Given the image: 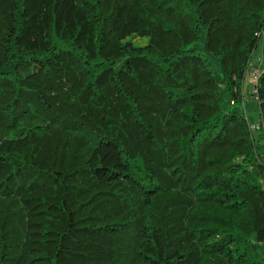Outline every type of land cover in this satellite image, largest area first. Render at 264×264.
<instances>
[{
  "label": "trees",
  "instance_id": "16d2710c",
  "mask_svg": "<svg viewBox=\"0 0 264 264\" xmlns=\"http://www.w3.org/2000/svg\"><path fill=\"white\" fill-rule=\"evenodd\" d=\"M249 68L264 0H0V264H264Z\"/></svg>",
  "mask_w": 264,
  "mask_h": 264
},
{
  "label": "rangeland",
  "instance_id": "374dc122",
  "mask_svg": "<svg viewBox=\"0 0 264 264\" xmlns=\"http://www.w3.org/2000/svg\"><path fill=\"white\" fill-rule=\"evenodd\" d=\"M202 41V35L199 38V44ZM260 57H261V45L260 43L257 44L256 48L252 52L250 56V67L256 68L260 67ZM213 63L214 67L216 66V62L214 59H210ZM251 72L250 68L248 69L247 75L243 81L242 84V105L239 106L241 110H243V113L245 115V118L248 122L249 127H254L259 122V114H258V108L257 103L255 99L252 97V84L253 80L251 79V75L249 74ZM253 135L256 136L257 132L253 131Z\"/></svg>",
  "mask_w": 264,
  "mask_h": 264
},
{
  "label": "built area",
  "instance_id": "2783aa9c",
  "mask_svg": "<svg viewBox=\"0 0 264 264\" xmlns=\"http://www.w3.org/2000/svg\"><path fill=\"white\" fill-rule=\"evenodd\" d=\"M256 72H257V70L256 69H253L249 74L251 75V79L253 80V82H254V74H256ZM262 127H264V124H262V125H259V124H257L256 126H254V127H250V130L251 131H258V130H260V128H262Z\"/></svg>",
  "mask_w": 264,
  "mask_h": 264
},
{
  "label": "bare ground",
  "instance_id": "6f19581e",
  "mask_svg": "<svg viewBox=\"0 0 264 264\" xmlns=\"http://www.w3.org/2000/svg\"><path fill=\"white\" fill-rule=\"evenodd\" d=\"M257 73V72H256ZM255 78H256V74H254V81H255Z\"/></svg>",
  "mask_w": 264,
  "mask_h": 264
}]
</instances>
